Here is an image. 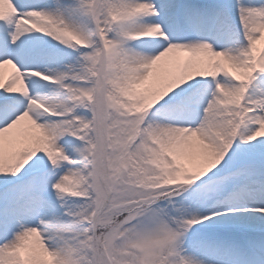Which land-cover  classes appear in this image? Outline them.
Instances as JSON below:
<instances>
[{
  "label": "snow or ice",
  "instance_id": "obj_1",
  "mask_svg": "<svg viewBox=\"0 0 264 264\" xmlns=\"http://www.w3.org/2000/svg\"><path fill=\"white\" fill-rule=\"evenodd\" d=\"M0 264H264V0H0Z\"/></svg>",
  "mask_w": 264,
  "mask_h": 264
}]
</instances>
